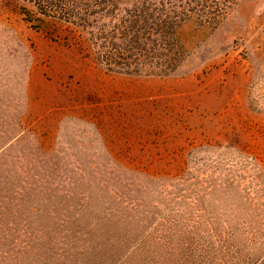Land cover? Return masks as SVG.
<instances>
[{"label": "rangeland", "instance_id": "374dc122", "mask_svg": "<svg viewBox=\"0 0 264 264\" xmlns=\"http://www.w3.org/2000/svg\"><path fill=\"white\" fill-rule=\"evenodd\" d=\"M37 1L0 0V264H264V0Z\"/></svg>", "mask_w": 264, "mask_h": 264}, {"label": "trees", "instance_id": "16d2710c", "mask_svg": "<svg viewBox=\"0 0 264 264\" xmlns=\"http://www.w3.org/2000/svg\"><path fill=\"white\" fill-rule=\"evenodd\" d=\"M35 1L38 3L37 0H35ZM39 1L42 2L43 4H45L46 5V8H48L50 6H55L56 4H62L61 2H57L56 0H39ZM95 1H96V3H100L102 0H95ZM23 2H30V0H23ZM65 2H67V1H65ZM38 5H39V3H38ZM97 5H99V4H97ZM37 8H38V6H37ZM40 13L45 14L44 12H41V11H40ZM83 23H84V20L81 21V24H83Z\"/></svg>", "mask_w": 264, "mask_h": 264}]
</instances>
